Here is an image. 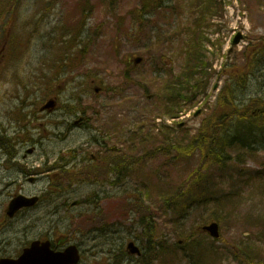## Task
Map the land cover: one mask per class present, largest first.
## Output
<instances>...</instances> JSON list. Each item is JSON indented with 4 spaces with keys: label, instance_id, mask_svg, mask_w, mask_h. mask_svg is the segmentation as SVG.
<instances>
[{
    "label": "rangeland",
    "instance_id": "obj_1",
    "mask_svg": "<svg viewBox=\"0 0 264 264\" xmlns=\"http://www.w3.org/2000/svg\"><path fill=\"white\" fill-rule=\"evenodd\" d=\"M40 1L28 0L22 10L17 9L18 15L5 10L0 16V33L6 28L8 41L14 45H21L25 53V57L18 64L22 68L20 73L31 78V84L28 85V91L31 92L28 98L30 107L27 110L30 113V123L26 125L30 133L11 118V114L21 106L22 100L26 97L25 90L18 83L3 85V82H0V135L7 131L8 136L13 138V146L19 151V157L15 160L23 166L21 171L17 163L7 159L0 149V223L4 220L9 202L16 194L39 195L47 192L56 174V171L46 173L39 177L37 182L29 183L23 172L30 173L33 169L56 164L62 155L74 156L73 164H81L86 158H92L100 153L97 144L92 142L93 138L97 137L109 147L123 150L128 156L137 158L131 174L133 176L125 178L117 188L111 187L110 178L107 184L75 181V184L69 187L70 193L67 197L69 203L87 200L91 195L93 198L94 193L101 198L117 197L112 198L117 201L134 194L135 190L139 193L146 192L148 194L146 201L156 212L154 215L156 237L173 244L174 241L184 240L186 235L196 230L199 232L197 228L199 225L220 219L222 238L229 249L223 255L221 253L218 263L213 255L209 254L206 264H240L230 250L244 246L257 257L264 256V241L260 238V235H264V178L253 180L250 174L254 171L255 174L261 172L264 152L247 155L245 153L234 155L232 152L230 159L227 160L229 169L222 175L214 170L213 164L206 163L205 149L197 146L192 149L189 146L183 147L182 152L179 151L182 154L180 158H175V148H171L172 155L166 150L157 151L161 145L166 146L161 138V124L172 122L166 119L163 102L166 84L170 80L168 77L173 78L177 75L182 66V61L175 55L170 59L165 58L168 46L157 35L160 32L165 36V31L169 30L173 23L171 19L156 9L153 10L152 16L145 18L144 23L139 25L131 13L141 7L142 0H89L91 11L87 19L77 11L81 0H47L46 2H55L53 5L55 9L43 19L44 13H37ZM35 23L39 24L40 30L39 32L33 30L36 37L28 38ZM59 23L62 27L72 25L76 30L81 29L84 24L85 33L82 40L85 41V48L81 53L75 50L69 54L68 60L63 63L67 66L65 74L56 79L52 90L61 92L63 102L85 91L81 107L87 116L93 118L89 123L90 129H73L65 140L60 137L54 138L58 134L66 133L65 126L59 127L55 124L59 120L73 122L75 117L62 116L59 110L49 115L40 114L37 119L33 116V112L39 109L37 108L39 103L58 96L50 92V96L46 98L48 92L43 85H39L37 91L34 76H38L41 71L49 72L48 68L38 72L37 70L44 59L53 61L55 54L59 53L58 49L49 51L52 45L50 34L55 32V26ZM212 23L222 25L219 33L210 34L213 42L220 39L223 48L214 61L213 69L216 73L211 80V87L206 95L200 97L197 105L185 111L176 122L182 123L186 129L182 137L188 134L190 139L197 136V129L203 123L216 115L212 113L213 107L210 106L227 78L226 75L221 76L222 65L226 63L228 67L240 65L246 52L253 50L261 41L264 42V0H233L226 8L224 17H215ZM237 33H242L244 39L238 46H233L232 42ZM151 34L157 36L158 42L150 37ZM31 38L33 40L28 43ZM4 39L0 40V49ZM218 48L212 44L208 46L210 52ZM231 48L233 51L229 53ZM138 57H142L143 62L136 65L134 63ZM161 58L169 60L168 67L162 65ZM5 64L0 62V78ZM20 68L16 67L18 70ZM8 70L10 72L8 80H11V74L16 71ZM60 71L56 65L50 73L56 78ZM125 73L129 75L128 78L125 77ZM218 83L219 89L214 90L213 87ZM88 84L92 87L90 91H86ZM258 86L257 81L251 84L252 89L249 88L247 98L259 96ZM95 87L101 88V91L96 93ZM199 110L200 115L195 116ZM29 138L37 142L34 144L37 150L24 160L23 155L33 144L22 145L20 148L23 150H19V143H26ZM205 163L202 174L208 172L207 182L210 184L206 183V188L209 189L207 191L209 194L199 193L201 195L192 203L184 202L183 197H178V200L185 204L183 208H186L183 212L185 216L182 218L176 212L178 207L175 203L172 204L170 199L178 195L186 199V196L191 194L190 189L196 183V170ZM7 166L14 167L7 169ZM241 170L248 171L243 179L238 177V172L243 173ZM149 198L151 199L148 201ZM160 200L166 203L162 211L156 208ZM49 201L48 199L43 201L36 209L6 223L0 230V244L7 245L8 241L15 244L18 237L32 239L51 235L55 238L59 235H56V232L60 234L71 232L72 215L85 212L88 208L96 209L95 204L90 202V207L80 205L70 209L66 215L62 211L59 215H53V206ZM106 205L104 201L100 207L104 208ZM216 208H220V212H215ZM121 216L125 219L117 223L119 229L109 230L111 232L109 238L115 240L112 251H109L111 250L109 247L97 248L94 250L97 252L94 257L93 250L88 249L94 242L86 246L80 234L72 238L84 251L82 264H115L121 246L126 245L129 239L134 240L136 236H140L142 231L136 226L138 217L134 214L128 217L127 213ZM208 216H212L210 218L212 220L204 223ZM247 232L250 233L248 237L245 236ZM98 236L99 240L96 243L101 244L104 238L100 237V233ZM203 239L206 243L212 244L208 236H203ZM216 245L223 252L222 243ZM124 264L141 262L130 257Z\"/></svg>",
    "mask_w": 264,
    "mask_h": 264
},
{
    "label": "trees",
    "instance_id": "obj_2",
    "mask_svg": "<svg viewBox=\"0 0 264 264\" xmlns=\"http://www.w3.org/2000/svg\"><path fill=\"white\" fill-rule=\"evenodd\" d=\"M226 0H184L171 8L172 14L179 18L176 31L167 38L168 53H174L182 61V71L175 79L167 83L168 95H171L168 105V113H179L182 111L183 105L192 103L195 101L196 96L206 89V85L209 83L211 74L208 70L212 67L211 59L207 55V45L211 43L208 37V31L214 26L212 20L214 17L220 15L224 11V3ZM158 1L155 3L157 5ZM162 3H158L157 9L162 7ZM153 5L151 0H144L143 8L149 9ZM150 14V13H149ZM220 30V27H217ZM260 47V46H256ZM255 47V48H256ZM254 48V49H255ZM249 50L246 52V62L236 67L235 73L238 76L243 77V82L247 81V77L252 75L254 71H261L264 69V52L258 49ZM263 79L264 77L261 76ZM236 90H231L230 95L224 94L225 101L228 100L227 114L231 118V140L227 144L229 146H239L242 134L245 138L255 139L257 138L256 129L258 124L264 126V114L255 116L251 111L256 107L264 108V95L262 99L253 100V103L243 111H237L235 102ZM244 112V113H243ZM264 129V127L262 128ZM170 130V129H168ZM251 141V140H248ZM185 142V138H184ZM178 145H185L182 141L177 140ZM194 143V142H192ZM191 143V144H192ZM253 141L249 148H252ZM152 241L150 240V244ZM195 246V247H194ZM190 250L192 247L195 250H191L193 253H198V249L201 251V243L198 240L189 242ZM161 257L163 250L160 252ZM176 254L174 249L169 247L166 252L165 261L175 260ZM192 264H195L193 261Z\"/></svg>",
    "mask_w": 264,
    "mask_h": 264
},
{
    "label": "water",
    "instance_id": "obj_3",
    "mask_svg": "<svg viewBox=\"0 0 264 264\" xmlns=\"http://www.w3.org/2000/svg\"><path fill=\"white\" fill-rule=\"evenodd\" d=\"M241 36L239 35L235 41L234 44H238L240 41ZM141 60L139 59L138 62ZM21 204H19L17 207H19ZM13 208V207H12ZM14 209V208H13ZM205 230L209 231L213 236L218 237V225L217 224H211L210 226H207ZM130 247H134L133 244L130 245ZM40 251V249H33L31 252H37ZM39 253V252H38ZM41 254H38V257H40ZM48 259L50 260V264H77L79 261V254L76 249V247H70L69 250H67L64 254H56L51 253L48 255Z\"/></svg>",
    "mask_w": 264,
    "mask_h": 264
},
{
    "label": "flooded vegetation",
    "instance_id": "obj_4",
    "mask_svg": "<svg viewBox=\"0 0 264 264\" xmlns=\"http://www.w3.org/2000/svg\"><path fill=\"white\" fill-rule=\"evenodd\" d=\"M40 200H41V199H40ZM62 207H64V204L62 205ZM25 246H26V245H23V246L20 245L21 248H20L18 251H16V253L14 254V256H15L14 258L17 259V258H19V257L21 256V254H22L21 251L25 248ZM2 252H3V251H0V255L2 254ZM3 257H12V255L7 254V255H5V256H3ZM1 258H2V257L0 256V259H1Z\"/></svg>",
    "mask_w": 264,
    "mask_h": 264
}]
</instances>
